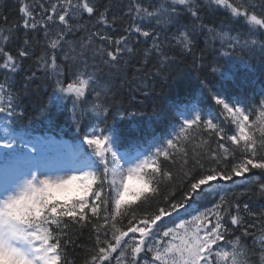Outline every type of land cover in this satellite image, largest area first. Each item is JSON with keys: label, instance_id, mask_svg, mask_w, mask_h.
Wrapping results in <instances>:
<instances>
[{"label": "snow or ice", "instance_id": "1", "mask_svg": "<svg viewBox=\"0 0 264 264\" xmlns=\"http://www.w3.org/2000/svg\"><path fill=\"white\" fill-rule=\"evenodd\" d=\"M19 3L21 21L0 27V264H72L68 249L84 229L92 246L83 264H264V210L226 187L264 174V98L253 104L204 81L199 102L173 106L165 135L126 139L109 121L116 105L104 74L137 56L167 64L172 42L191 52L197 29L222 56L264 53V0H126L119 15L98 0ZM206 8L226 20L204 23ZM29 32L42 33L38 55ZM142 38L150 47L137 49ZM33 56L53 96L72 102L73 145L20 123L11 78ZM257 191L264 196V182Z\"/></svg>", "mask_w": 264, "mask_h": 264}, {"label": "trees", "instance_id": "2", "mask_svg": "<svg viewBox=\"0 0 264 264\" xmlns=\"http://www.w3.org/2000/svg\"><path fill=\"white\" fill-rule=\"evenodd\" d=\"M29 2L36 3L41 0ZM98 3L101 9L111 3V12L119 15L120 8L126 0H98ZM204 6L205 4H202V7ZM19 8V0H0V27H10L20 22ZM203 16L206 24L214 22L219 25L221 21L226 20L224 12H215L207 8ZM84 19L88 20L87 15ZM119 27L121 25H117V28ZM174 31L175 29H171L168 33L170 41ZM15 37L7 46V50H11L13 54L23 44L24 30L16 31ZM28 37L33 40L38 55L41 49L35 44V39L42 41V33L29 32ZM150 43L144 42L142 38L134 47L143 49L150 47ZM221 51L218 40H209L207 34H201L197 29L192 51L181 52V49L172 42V47L168 49V55L172 59L167 64H159L153 57L143 65L142 57L137 56L119 71L109 72L104 68L105 81L112 90L116 105L109 121L111 122L114 117L116 127L126 139L146 136L151 132L165 135V130H171L176 123L173 117L178 115V111L173 106L178 103L183 106L193 96L196 98L193 102H199L204 95L200 91L204 81L224 88L229 94H243L253 104L264 98V53H261L259 48L256 51H249L238 47L230 55L222 56ZM216 63L222 66L221 71L213 73L211 69ZM33 72L36 73L35 77L27 79ZM3 80L4 74L0 71V82ZM11 82L14 85L12 91L20 105L17 112L23 111L20 122L22 126L32 129L33 132H56L68 137L73 144L78 142L76 138L80 133L73 118L72 102L53 96V84L43 71L37 68L35 56L22 61L21 70L11 78ZM59 95L57 93V96ZM116 110L123 114H117ZM80 119L82 132L87 121L85 118ZM261 175L264 174L250 175V183L237 180L236 185H226L229 189L228 195L239 196L240 202L249 203L253 210H264V196L257 191V184L264 182V179H260ZM249 222L254 221L249 218ZM236 234L239 235V232ZM73 239L75 244L68 249V258L72 264H83L86 256L84 249L92 246V233L84 229L78 235H74Z\"/></svg>", "mask_w": 264, "mask_h": 264}]
</instances>
